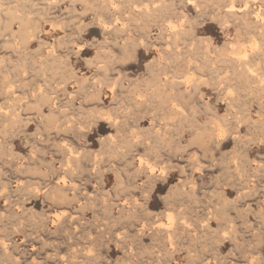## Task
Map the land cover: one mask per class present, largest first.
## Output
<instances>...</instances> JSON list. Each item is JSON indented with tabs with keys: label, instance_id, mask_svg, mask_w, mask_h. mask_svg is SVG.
<instances>
[{
	"label": "rangeland",
	"instance_id": "obj_1",
	"mask_svg": "<svg viewBox=\"0 0 264 264\" xmlns=\"http://www.w3.org/2000/svg\"><path fill=\"white\" fill-rule=\"evenodd\" d=\"M32 1L34 0L0 1L1 7L6 5L4 8L0 7V73L2 75H0L2 77H0V115L2 118L0 120H3V123L0 121V124L2 123L0 125V245L4 244L2 247L0 246V249L4 247L5 251L0 250V264L12 262L13 264H68L69 262L71 264H123L122 262L124 264H264V40L259 36L255 24L256 14L264 0L249 1L252 13L248 17L242 16L246 0H211V2L210 0H204L205 2L192 0L191 4L189 0H176L175 3L171 0V5L170 0H165L163 5H161V0H107L104 2L98 0L99 3L94 0L95 7L92 0H86L91 2L90 5L85 0H55L56 4L49 0L51 5L46 0H35L36 6L34 2L31 3ZM83 1L85 2L83 3ZM29 2L31 8L27 7ZM181 2L184 6L186 5V9L181 5ZM164 4L168 7H165ZM172 4L176 8H172ZM48 5L52 7L49 10ZM39 6L46 8L49 12H45L41 7L37 11ZM158 6L160 14L157 13V10L153 13L151 10ZM10 7L14 10L13 15L11 13L13 10ZM21 7L27 9L23 10ZM35 7L37 8L32 9ZM146 7L151 8V10L148 8L150 11L148 17H144L147 15L142 13ZM231 7L234 8L233 13L246 20H242L241 17L240 20L237 19L236 17H239L237 15L232 17L231 14L229 16L225 14ZM10 10L12 11L8 12ZM170 10L173 11L172 14ZM139 11L140 13H138ZM152 13L154 17L151 16ZM144 18H146L145 22H143ZM234 18L235 20H231ZM6 20L9 21L8 25ZM134 20L136 22L138 20V22L136 23ZM147 21L151 23L148 24ZM240 21L241 23H239ZM142 22L147 23L148 27L145 25V28ZM235 22L237 23L234 24ZM19 23L22 25L19 26ZM247 23H250V26H245L249 31L247 28L245 30L243 26ZM109 24L112 26L111 28ZM9 25L12 29L7 27ZM164 25H166L165 28L162 27ZM251 28H254L252 30L254 32H251ZM178 30L181 35L175 37L172 33L178 32ZM14 31L18 33L14 34ZM106 31L108 33H105ZM27 32L29 33L28 37ZM170 32L172 33L168 35ZM184 32H186L185 35ZM246 32L249 33L246 35ZM237 33L239 34L237 35ZM19 35H22L21 39L18 38ZM25 36L29 39H25ZM180 38L183 42L180 41ZM22 39L26 40L23 44H28L29 41L31 43L28 46L25 44L27 46L25 47L20 44L24 41ZM241 47L243 48L241 49ZM78 51L80 55H78ZM243 54L246 55L245 58ZM44 55L48 57L45 58ZM226 55L229 57L227 58ZM217 58L219 59L217 60ZM231 58L233 60L235 58L233 64L230 61ZM250 59H254L252 60L253 64ZM43 60L45 62L47 60L48 65L44 66L46 63ZM242 61L248 62V64H244L245 67L242 65L244 69L241 66ZM233 68L240 70L235 71ZM229 69L233 73L230 72V74ZM247 69L251 72L250 77L246 75ZM238 74H242L247 79ZM233 75L238 78L232 79ZM173 76L178 77L183 85L161 83L171 80ZM196 80L197 83H195ZM236 80L240 84H236ZM81 81H85V84ZM190 81L191 83H189ZM155 82H160V84H155ZM228 82L233 84L230 85ZM214 83L218 85L216 86ZM247 83H250L251 86ZM191 84L194 86L190 87ZM196 87L200 91L196 90ZM223 88H227V91ZM188 89H191L189 93ZM217 89H220V93ZM223 91H225L224 95ZM81 92L84 94H80ZM97 92L102 94L98 96ZM40 93L48 98L44 99ZM156 94L157 96H155ZM201 94L203 95L201 96ZM153 96L154 101H152ZM219 96L227 98L223 97L224 100ZM15 98L16 101L18 100L17 104ZM231 98L233 99L231 100ZM138 99H143V104ZM146 99L152 103H147ZM144 100L145 102H143ZM175 100L181 103L178 104ZM48 101H51L52 104L51 102L49 104ZM166 101L169 103L168 110ZM256 101H260L258 105ZM230 102H234L232 103L234 106ZM33 104L35 105L33 106ZM151 104H154V107ZM163 104L166 105V109ZM159 105L163 109L157 107ZM173 105L179 106V109L175 108L179 112L183 111L174 112L171 109ZM146 106L148 107L146 108ZM41 111L42 113H40ZM61 112L62 114H60ZM15 113L20 114L17 117ZM226 113L230 115L227 116ZM4 115L5 118H3ZM41 115L46 118V120L43 119V124ZM100 117L101 121L97 120ZM121 119H124V122ZM110 120L112 125L108 123ZM242 120L244 125H241ZM47 121H52L54 125ZM62 122L65 125L60 126ZM171 122H173V127ZM229 123L230 126L234 124V127L231 126V128ZM249 123L250 125L253 123V125L250 127ZM47 124H50L51 127ZM116 124H119V127ZM45 125L46 128L49 127L48 131L45 130ZM235 126L237 127L235 128ZM245 126L249 128L246 130ZM255 127L261 128V130ZM154 128L156 129L154 130ZM164 129L168 131L166 136ZM249 129L251 131H248ZM114 134L116 136L119 134V136L116 137ZM133 134L135 137L132 136ZM155 134L156 136H154ZM112 135L115 136L113 139H111ZM141 135L140 141L137 137ZM257 136L259 137L257 138ZM104 137L108 141L104 140ZM132 137L136 138L139 145L130 140ZM128 138L130 139L128 140ZM101 139L103 140L101 141ZM217 144L221 146H217ZM143 145L146 147H142ZM141 158H143L142 160L147 159L145 160L147 168L140 167ZM76 161L77 164H75ZM68 165H71L70 169ZM20 167L21 169H19ZM94 167L98 169L95 171ZM151 170L152 172H150ZM156 177L157 180L154 179ZM187 177L193 180L190 178L187 180ZM162 181L163 183H161ZM186 181L187 183H185ZM68 188H71V192ZM181 190L186 193L183 194ZM191 190L195 192L193 193ZM13 191L15 192L13 193ZM55 191L57 195H55ZM64 193L66 195H63ZM58 196L61 197L58 198ZM18 197L19 199H17ZM57 198L61 201L59 202ZM105 199L109 200L107 202L109 204L105 202ZM54 201L55 203H53ZM66 203L69 206H66ZM62 206L63 208H61ZM133 207L137 213L133 211ZM47 209L51 210L50 213ZM128 210L132 212L129 213ZM110 212L113 214L111 215ZM34 213L36 216H33ZM154 215L155 217H153ZM179 218H182L180 219L182 221ZM153 219L156 220V223ZM205 220L208 223H205L207 222ZM174 222L178 227H175ZM148 226L149 229H147ZM207 227L216 232L208 230ZM141 235L143 238L140 237ZM164 242L165 245L167 244L166 247H164ZM177 245L182 247L179 248ZM165 248H169V252H165L167 250ZM170 254L172 258L174 257L171 260ZM129 257H131L130 260Z\"/></svg>",
	"mask_w": 264,
	"mask_h": 264
},
{
	"label": "bare ground",
	"instance_id": "obj_2",
	"mask_svg": "<svg viewBox=\"0 0 264 264\" xmlns=\"http://www.w3.org/2000/svg\"><path fill=\"white\" fill-rule=\"evenodd\" d=\"M0 1H2V0H0ZM34 1H35V0H34ZM34 1H32L31 3H33ZM46 1H49V0H46ZM61 1H62V0H61ZM85 1H86V0H85ZM85 1H83V3H84ZM87 1H88V0H87ZM87 1H86V3H88V4L90 5V3L93 2L94 0H92L90 3L87 2ZM97 1H98V0H97ZM97 1H96V2H97ZM104 1H107V0H103V2H104ZM111 1H112V0H111ZM154 1H155V0H154ZM173 1H174V3L176 2V0H173ZM177 1H178V0H177ZM200 1H201V0H200ZM203 1H204V0H203ZM207 1H208V0H207ZM214 1H215V0H214ZM222 1H223V0H222ZM227 1H228V0H227ZM227 1H226V3H227ZM229 1H231V0H229ZM249 1H250V0H246V1L244 2V4H245V9H243L244 11L242 12V13H243L242 16H244V17H248V16L252 13V12H251L252 9H251V11H250ZM251 1H252V0H251ZM254 1L256 2V0H254ZM254 1H253V2H254ZM259 1H260V0H259ZM261 1H263V0H261ZM3 2H4V1H3ZM5 2H6V0H5ZM8 2H9V1H8ZM23 2H24V1H23ZM27 2H28V1H27ZM40 2H41V1H40ZM50 2H51V1H49V5H51ZM55 2H56V1H55ZM81 2H82V1H81ZM94 2H95V1H94ZM94 2H93V3H94ZM145 2H146V1H145ZM151 2H152V1H151ZM166 2H169V1H166ZM171 2H172V1L170 0V5H171ZM204 2H205V1H204ZM204 2H203V3H204ZM210 2H211V0H210ZM218 2H219V1H218ZM239 2H240V1H239ZM241 2H242V1H241ZM253 2H252V6H253ZM1 3H2V2H1ZM15 3L17 4V2H15ZM24 3L27 5L26 2H24ZM24 3H22V4H24ZM29 3H30V2H29ZM29 3H28V4H29ZM31 3L27 6L28 8H29V7L31 8ZM34 3H35V6H36L37 3H36V2H34ZM43 3H46V2L43 1ZM52 3H53V2H52ZM97 3H99V1H98ZM106 3H107V2H106ZM143 3H144V2H143ZM149 3H150V1H149ZM161 3H162L161 5H163V3H165V0H161ZM181 3H182L181 5H182L183 7L186 6V5H185V6L183 5V2H181ZM216 3H217V2H216ZM231 3H232V2H231ZM242 3H243V2H242ZM2 4H3V3H2ZM12 4H13V3H12ZM53 4H56V3H53ZM53 4H52V5H53ZM100 4H101V2H100ZM100 4H98V5H100ZM114 4H115V3H114ZM134 4H136V3H134ZM144 4H145V3H144ZM150 4H151V3H150ZM177 4H178V2H177ZM188 4H189V3H188ZM190 4H191V3H190ZM194 4H195V3H194ZM200 4H202V3H200ZM258 4H259V3H258ZM258 4H257V5H258ZM14 5H15V4H14ZM14 5H13V6H14ZM20 5H21V4H20ZM26 5H24V6H26ZM45 5H47V4H45ZM45 5H44V6H45ZM49 5L47 6V8L49 7L48 10H49L50 7H51V6H49ZM91 5H92V4H91ZM128 5H129V4H128ZM161 5H160V8L162 7ZM168 5H169V4H168ZM179 5H180V3H179ZM179 5H176V6H179ZM254 5H255V4H254ZM4 6H6V5L4 4L3 7H1V6H0V7H1V8H4ZM7 6H8V4H7ZM10 6H12V5H10ZM44 6H43V7H44ZM53 6H54V5H53ZM95 6H96V5H95V3H94V7H95ZM103 6H104V5H102V8H104ZM114 6H115V5H114ZM131 6H132V5H131ZM147 6H148V4H147ZM151 6H152V5H151ZM154 6H155V5H154ZM164 6H165V4H164ZM189 6H190V5H189ZM194 6H195V5H194ZM17 7H18V6H17ZM22 7H23V6H22ZM22 7H21V8H22ZM32 7H33V6H32ZM40 7H41V6H39L38 8L35 7V8H32V9H36V8H37V11H38V9H39ZM100 7H101V6H100ZM125 7H126V6H125ZM125 7H124V8H125ZM143 7H144V6H143ZM165 7H168V6H165ZM173 7H175V6H173V4H172V8H173ZM218 7H219V6H218ZM41 8H42V7H41ZM51 8H52V7H51ZM113 8H114V7H113ZM124 8H123V9H124ZM127 8H128V7H127ZM148 8H150V7H146V9H144L143 12H142V13H144V14L147 15V16H144V17H148V14L150 13V11L148 10ZM158 8H159V6L156 7L154 10H153V9L151 10V8H150V10L153 11V13H154V11H156V10L158 11ZM170 8H171V7H170ZM175 8H176V7H175ZM177 8H179V7H177ZM198 8H199V7H198ZM224 8H225V7H224ZM254 8H255V7H254ZM256 8H257V7H256ZM6 9H7V7H6ZM10 9H12V8L10 7ZM22 9H23V10H26L27 8L25 9V7H24V8H22ZM22 9H21V10H22ZM42 9L45 10V12L48 11V10H46V8H42ZM95 9H96V8H95ZM98 9H99V6H98ZM114 9H115V8H114ZM129 9H130V8H129ZM161 9H162V8H161ZM182 9H184V8H182ZM182 9H181V10H182ZM185 9H186V7H185ZM233 9H234V8L231 7V8L229 9V11H227V13H225V14H228V16H229V14H231L232 17H233L234 15H237L236 13H233ZM8 10H9V9H8ZM12 10H13V9H12ZM12 10H10V11H8V12H11ZM16 10H18V9H16ZM23 10H22V11H23ZM167 10H168V9H167ZM172 10H173V9H172ZM172 10H170L171 14H172V12H173ZM181 10H180V11H181ZM199 10H200V9H199ZM5 11H6V10H5ZM18 11H19V10H18ZM101 11H102V10H101ZM122 11H123V10H122ZM122 11H121V12H122ZM125 11H126V10H125ZM131 11H132V10H131ZM175 11H176V10H175ZM184 11H186V10H184ZM235 11H236V10H235ZM235 11H234V12H235ZM0 12H1V11H0ZM13 12H14V10L11 12L12 15L14 14ZM41 12H43V11L41 10ZM48 12H49V11H48ZM102 12H104V11H102ZM118 12H120V11H118ZM128 12H130V11H128ZM163 12H164V11H163ZM195 12H197V11H195ZM240 12H241V11H240ZM100 13H101V12H100ZM109 13H110V12H109ZM138 13H140V11H139ZM153 13L151 14V16L153 15ZM157 13H159V11H158ZM198 13H199V12H198ZM6 14H7V11H6ZM6 14H5V16H6ZM18 14H20V13H18ZM98 14H99V13H98ZM111 14H112V13H111ZM113 14H114V13H113ZM128 14H129V13H128ZM155 14H156V12H155ZM159 14H160V13H159ZM159 14H158V15H159ZM178 14H179V12H178ZM182 14H183V13H182ZM8 15H9V14H8ZM132 15H134V14H132ZM158 15H157V16H158ZM162 15H163V14H162ZM169 15H170V14H169ZM186 15H188V14H186ZM196 15H197V14H196ZM1 16H2V15H1ZM9 16H10V15H9ZM22 16H23V15H22ZM22 16H21V17H22ZM24 16H25V15H24ZM26 16H27V14H26ZM135 16H136V15H135ZM157 16H155V17L157 18ZM165 16H166V15H165ZM182 16H183V15H182ZM237 16H239V15H237ZM242 16H239V17H236V16H235V17H236L237 19H239V20H240V17H241V19L244 20V18H242ZM10 17H11V16H10ZM15 17H16V16H15ZM128 17H129V16H128ZM130 17H131V16H130ZM130 17H129V18H130ZM132 17H133V16H132ZM141 17H142V16H141ZM153 17H154V15H153ZM161 17H162V16H161ZM184 17H185V15H184ZM186 17H187V16H186ZM254 17H255V16H254ZM3 18H4V17H3ZM16 18H17V17H16ZM134 18H135V17H134ZM137 18H138V17H137ZM149 18H150V17H149ZM151 18H152V17H151ZM187 18H188V17H187ZM230 18H231V16H230ZM230 18H229V19H230ZM10 19H11V18H10ZM10 19H9V21H10ZM13 19H15V18L13 17ZM13 19H12V20H13ZM19 19H21V18H19ZM22 19H23V18H22ZM22 19H21V20H22ZM131 19H132V18H131ZM152 19H153V18H152ZM152 19H151V20H152ZM25 20H26V19H25ZM135 20H136V19H135ZM135 20H134V21H135ZM141 20H142V19H141ZM148 20L150 21V19H148ZM158 20H159V19H158ZM158 20H157V21H158ZM187 20H188V19H187ZM231 20H235V18H234V19H231ZM242 20H241V21H242ZM245 20H246V19H245ZM245 20H244V21H245ZM254 20H255V19H254ZM6 21H7V20H6ZM9 21H7V25L9 24V23H8ZM15 21H16V20H15ZM15 21H14V22H15ZM134 21H132V22H134ZM145 21H146V18L143 19V22H145ZM152 21H153V20H152ZM154 21H156V20H154ZM157 21H156V22H157ZM162 21H163V20H162ZM241 21H240L239 23H241ZM250 21H251V20H250ZM14 22H13V23H14ZM19 22H20V20H19ZM24 22H26V21H24ZM135 22H136V21H135ZM137 22H138V20H137ZM137 22H136V23H137ZM143 22H142V23H143ZM158 22L161 23L160 21H158ZM187 22H188V21H187ZM191 22H192V20H191ZM227 22H228V20H227ZM227 22H226V23H227ZM230 22H231V21H230ZM11 23H12V21H11ZM11 23H10V24H11ZM147 23L149 24V23H151V22H148V21H147ZM147 23H146V24L143 23L144 27H145V25L147 26ZM153 23H155V22H153ZM159 23H158V24H159ZM188 23H189V22H188ZM236 23H237V22H235L234 24H236ZM243 23H244V22H243ZM2 24H3V22H2ZM100 24H101V23H100ZM106 24H107V23H106ZM223 24L225 25V22H224ZM229 24H230V23H229ZM231 24H232V23H231ZM247 24H249V25H247ZM247 24H245V25L243 24L245 30H246V28H247V27H245V26H250V23H247ZM255 24H256V28L258 29L257 31H258L259 36L264 40V1L261 3L260 9L258 10V12H257V14H256V22H255ZM255 24H253V25L255 26ZM20 25H22V24L19 23V26H20ZM23 25H24V24H23ZM116 25H117V23H116ZM161 25H163V24H161ZM161 25H158V26L161 27ZM166 25H167V24H166ZM166 25H164V26H162V27L165 28ZM188 25H189V24H188ZM237 25H242V24H237ZM24 26H25V25H24ZM99 26H100V25H99ZM109 26H110V28L112 27L110 24H109ZM184 26H185V25H184ZM243 26H242V27H243ZM7 27H10V25L7 26ZM21 27H22V26H21ZM106 27H107V26H106ZM114 27H115V25H114ZM114 27H113V28H114ZM147 27H148V26H147ZM168 27H169V25H168ZM168 27H167V28H168ZM181 27H182V26H181ZM186 27H188V26H186ZM192 27H193V26H192ZM225 27H226V26H225ZM240 27H241V26H240ZM240 27H239V28H240ZM10 28L12 29V27H10ZM10 28H9V29L7 28V30H10ZM23 28H24V27H23ZM37 28H38V27H37ZM113 28H112V29H113ZM120 28H121V27H120ZM145 28H146V27H145ZM157 28H158V27H157ZM164 28H163V29H164ZM170 28H171V27H170ZM170 28H169V29H170ZM188 28H189V27H188ZM228 28H229V27H228ZM239 28H238V30H239ZM21 29H22V28H21ZM35 29H36V28H35ZM106 29H108V28H106ZM121 29H122V28H121ZM235 29H236V27H235ZM242 29H243V28H242ZM253 29H254V28H253ZM253 29L251 28V32H254V31H252ZM5 30H6V29H5ZM24 30H25V29H24ZM27 30H28V29H27ZM113 30H115V29H113ZM116 30H117V28H116ZM161 30H162V29H161ZM165 30H166V29H165ZM165 30H164V31H165ZM171 30H173V29H171ZM247 30H248V28H247ZM3 31H4V29H3ZM102 31H103V30H102ZM109 31H110V30H109ZM111 31H112V30H111ZM111 31H110V32H111ZM166 31H168V30H166ZM166 31H165V32H166ZM183 31H184V30H183ZM185 31H186V30H185ZM227 31H228V30H227ZM241 31H242V30H241ZM248 31H249V30H248ZM10 32H11V31H10ZM19 32H20V28H19ZM23 32H24V31H23ZM110 32H109V33H110ZM186 32H187V31H186ZM186 32H184L183 34L185 35ZM229 32H230V31H229ZM16 33H18V32H16ZM16 33H15V31H14V34H16ZM32 33H33V32H32ZM103 33H104V32H103ZM105 33H108V32L106 31ZM148 33H149V32H148ZM171 33H172V32H170L168 35H170ZM189 33H190V31H189ZM189 33H188V34H189ZM247 33H249V32H246V35H247ZM14 34H13V36H14ZM19 34H20V33H19ZM21 34H22V32H21ZM28 34H29V33L27 32V37H28ZM164 34H166V33H164ZM164 34H163V35H164ZM172 34H173L175 37L181 35V33L179 32V30H178V32H174V33H172ZM238 34H239V33H237V35H238ZM252 34H253V33H252ZM24 35H25V34H24ZM24 35H23V36H24ZM34 35H35V34H34ZM47 35H48V34H47ZM184 35H182L183 38H184ZM186 35H187V34H186ZM15 36H16V35H15ZM20 36H22V35H19L18 38H19ZM29 36H31V35H29ZM257 36H258V35H257ZM16 37H17V36H16ZM172 37H173V36H172ZM238 37H239V36H238ZM163 38H164V37H163ZM249 38H250V37H249ZM12 39H13V38H12ZM19 39H21V37H20ZM25 39L28 40L29 38H26V36H25ZM25 39H22V40H24V41H23L22 43H20V42H19V43H20V44H23V43L26 41ZM178 39H179V38H178ZM206 39H207V38H206ZM209 39H210V38H209ZM148 40H149V39H148ZM164 40H165V39H164ZM174 40H175V39H174ZM184 40H185V39H184ZM250 40H251V39H250ZM263 40H262V41H263ZM33 41H34V40H33ZM56 41H57V40H56ZM176 41H177V40H176ZM176 41H175V42H176ZM180 41H182L181 38H180ZM207 41H208V40H207ZM256 41H257V40H256ZM27 42H28V41H27ZM182 42H183V41H182ZM5 43H6V42H5ZM30 43H31V42L29 41L28 44H30ZM65 43H67V42H65ZM165 43H166V42H165ZM255 43H256V42H255ZM25 44H26V43H25ZM25 44H23V46L27 47L28 44H26L27 46H26ZM142 44H144V43H142ZM166 44H169V43H166ZM175 44H178V43H175ZM227 44H228V43H227ZM229 44H230V43H229ZM7 45H8V44H7ZM21 46H22V45H21ZM67 46H68V45H67ZM83 46H84V45H83ZM172 46H173V45H172ZM208 46H209V45H208ZM236 46H237V45H236ZM238 46H239V45H238ZM238 46H237V47H238ZM263 46H264V45H263ZM76 47H77V46H76ZM123 47H124V46H123ZM139 47H140V46H139ZM237 47H236V48H237ZM255 47H256V46H255ZM65 48H66V47H65ZM69 48H70V47H69ZM231 48H233V47L231 46ZM242 48H243V47H241V49H242ZM17 49H18V48H17ZM225 49H226V48H225ZM241 49H240V50H241ZM255 49H256V48H255ZM81 50H82V49H81ZM222 50H223V49H222ZM226 50H229V49H226ZM236 50H237V49H236ZM244 50H245V49H244ZM224 51H225V50H224ZM252 51H253V49H252ZM18 52H19V51H18ZM31 52H32V51H31ZM167 52H169V51H167ZM213 52H214V51H213ZM213 52H212V53H213ZM220 52H221V51H220ZM220 52H219V53H220ZM238 52H239V51H238ZM243 52H244V51H243ZM260 52H261V51H260ZM78 53H79V51H78ZM177 53H178V52H177ZM177 53H175V54H177ZM217 53H218V52H217ZM221 53H222V52H221ZM252 53H253V52H252ZM47 54H48V53H47ZM173 54H174V52H173ZM178 54H179V53H178ZM226 54H227V53H226ZM78 55H80V53H79ZM166 55H167V54H166ZM169 55H170V53H169ZM213 55H214V54H213ZM221 55L223 56V54H221ZM224 55H225V54H224ZM237 55H238V54H237ZM239 55H240V54H239ZM243 55H244V54H243ZM37 56H38V55H37ZM44 56H45V55H44ZM50 56H51V55H50ZM219 56H220V54H219ZM219 56H218V57H219ZM226 56H227V58H228V57L230 56V54H229V56H228V55H226ZM253 56H254V55H253ZM258 56H259V54H258ZM260 56H261V55H260ZM262 56H263V55H262ZM46 57H48V56L46 55L45 58H46ZM52 57H53V56H52ZM52 57H51V59H52ZM76 57H77V56H76ZM167 57H168V56H167ZM167 57H163V58H167ZM234 57H235V56H234ZM241 57H243V56H241ZM245 57H246V55H244V58H245ZM59 58H60V57H59ZM61 58H62V57H61ZM159 58H160V57H159ZM238 58H240V57H238ZM251 58H253V57H251ZM161 59H162V58H161ZM218 59H219V58H217V60H218ZM220 59H221V58H220ZM223 59H224V58H223ZM240 59H241V58H240ZM258 59H259V58H258ZM159 60H160V59H159ZM159 60H158V61H159ZM164 60H165V59H164ZM164 60H163V61H164ZM234 60H235V58H234ZM234 60L231 58V59H230L231 63L234 62ZM242 60H243V59H242ZM244 60H245V59H244ZM250 60H251V59H250ZM252 60H254V59H252ZM252 60H251V61H252ZM259 60H261V59H259ZM43 61H44V60H43ZM43 61H42V62H43ZM53 61H54V59H53ZM59 61H61V60H59ZM161 61H162V60H161ZM166 61H167V59H166ZM222 61H223V60H222ZM237 61H238V60H237ZM255 61H256V60H255ZM44 62H45V61H44ZM46 62H47V60H46ZM46 62H45V63H46ZM55 62H56V60H55ZM159 62H160V61H159ZM164 62H165V61H164ZM209 62H210V60H209ZM212 62H213V60H212ZM218 63H220V62H218ZM231 63H230V64H231ZM161 64H162V63H161ZM208 64H209V63H208ZM213 64H214V63H213ZM223 64H225V63H223ZM232 64H233V63H232ZM236 64H237V63H236ZM244 64L246 65V64H248V62H247V61H242V62H241V66H242V65L244 66ZM252 64H253V61H252ZM43 65H44V64H43ZM43 65H42V66H43ZM46 65H48V64L46 63L44 66H46ZM154 65H155V64H154ZM209 65H210V64H209ZM226 65H227V63H226ZM250 65H251V63H250ZM159 66H160V64H159ZM202 66H203V65H202ZM234 66H235V65H234ZM236 66H238V64H237ZM243 66H242V67H243ZM251 66H252V65H251ZM253 66H255V65H253ZM81 67H82V66H81ZM232 67H233V66H232ZM244 67H245V66H244ZM244 67H243V69H244ZM94 68H95V66H94ZM236 68H237V67H236ZM238 68H239V67H238ZM257 68H258V67H257ZM100 69H101V68H100ZM233 69L235 70V68H233ZM233 69H232V70H233ZM245 69H246V68H245ZM255 69H256V68H255ZM258 69H259V68H258ZM230 70H231V69H229V73H230V72L233 73V71H230ZM237 70H240V69H237ZM237 70H235V71H237ZM250 70H251V69H250ZM103 71H104V70H103ZM235 71H234V74H236ZM244 71H245V70H244ZM251 71H253V70H251ZM99 72H100V71H99ZM260 72H261V71H260ZM74 73H75V72H74ZM74 73H73V74H74ZM70 74H71V73H70ZM230 74H231V73H230ZM250 74H251V72L247 69V70H246V75H248V76L250 77ZM255 74H256V73H255ZM0 75H1V73H0ZM95 75H96V74H95ZM238 75H239L240 77L242 76V74H238ZM246 75H245V76H246ZM1 76H2V75H1ZM1 76H0V77H1ZM229 76H230V75H229ZM234 76H235V75H233L232 79L236 78L237 74H236L235 77H234ZM256 76H257V75H256ZM261 76H262V74H261ZM261 76H260V77H261ZM75 77H76V76H75ZM89 77H90V76H89ZM242 77H243V76H242ZM252 77H253V76H252ZM1 78H2V77H1ZM71 78H72V77H71ZM171 78H172L171 80L162 81L161 83H164V85H183V84L178 80V79H179L178 77L173 76V77H171ZM228 78H229V81H230V80H231L230 77H228ZM237 78H238V77H237ZM237 78H236V79H237ZM243 78H245V77H243ZM243 78H240V79L243 80ZM253 78L256 80L255 77H253ZM253 78H252V80H253ZM261 78H262V77H261ZM88 79H89V78H88ZM182 79H183V78H182ZM224 79H225V78H224ZM224 79H223V80H224ZM240 79H239V81H240ZM245 79H247V78H245ZM250 79H251V78H250ZM177 80H178L179 82H178ZM226 80H227V78H226ZM252 80H251V81H252ZM82 81H83V80H82ZM82 81H81V83H84V82H85V81H84V82H82ZM157 81H158V80H157ZM224 81H225V80H224ZM237 81H238V80L235 81L236 84L238 83ZM251 81H249V82H251ZM185 82H187V81H185ZM193 82H194V81H193ZM220 82H221V81H220ZM220 82H219V83H220ZM222 82H223V81H222ZM222 82H221V83H222ZM231 82H232V80H231ZM244 82H245V81H244ZM244 82H243V83H244ZM157 83L160 84V82H155V84H157ZM189 83H191V81H190ZM195 83H197V80H196ZM200 83H201V82H200ZM202 83H204V82H202ZM228 83H229V82H228ZM245 83H246V82H245ZM245 83H244V85H245ZM251 83H253V82H251ZM254 83H255V81H254ZM84 84H85V83H84ZM214 84L216 85V83H214ZM229 84L231 85V84H233V83H229ZM229 84H228V86H229ZM236 84H235V85H236ZM238 84H240V82H239ZM241 84H242V81H241ZM247 84H248V83H247ZM247 84H246V85H247ZM258 84H259V83H258ZM153 85H154V84H153ZM185 85H186V84H185ZM195 85H196V84H195ZM217 85H218V84H217ZM217 85H216V86H217ZM248 85H250V83H249ZM248 85H247V88H248ZM92 86H93V85H92ZM156 86H157V85H156ZM160 86H161V85H160ZM193 86H194V85H193ZM193 86H192V84L190 85V87H193ZM201 86H202V85H201ZM211 86H212V85H211ZM216 86H215V87H216ZM237 86H238V85H237ZM250 86H251V85H250ZM250 86H249V87H250ZM259 86H260V85H259ZM2 87H3V86H2ZM154 87H155V86H154ZM162 87H163V86H162ZM165 87H166V86H165ZM180 87H181V86H180ZM190 87H189V88H190ZM197 87H198V86H197ZM197 87L195 88L196 90L198 89ZM212 87H214V86H212ZM230 87H231V86H230ZM238 87H239V86H238ZM261 87H262V86H261ZM92 88L94 89V87H92ZM101 88H102V87H101ZM101 88H100V89H101ZM150 88H151V87H150ZM219 88H220V87H219ZM231 88H232V87H231ZM242 88H243V87H242ZM245 88H246V87H245ZM245 88H244V90H245ZM96 89H97V88H96ZM146 89H147V88H146ZM154 89H155V88H154ZM160 89H161V88H160ZM172 89H173V88H172ZM174 89H175V87H174ZM210 89H211V88H210ZM212 89H213V88H212ZM224 89H226V91H227V88H223V90H224ZM233 89H234V88H233ZM261 89H262V88H261ZM78 90H79V89H78ZM82 90H83V89H82ZM150 90H151V89H150ZM155 90H156V89H155ZM155 90H154V92H155ZM158 90H159V89H158ZM165 90H166V89H165ZM168 90H169V89H168ZM170 90H171V89H170ZM179 90H180V89H179ZM190 90H191V89H190ZM190 90L188 89V93H189ZM198 90H199V89H198ZM215 90H216V89H215ZM217 90H218V89H217ZM219 90H220V89H219ZM219 90H218V92H219ZM238 90H240V89H238ZM244 90H242V92L245 93ZM247 90H249V89H247ZM250 90H251V89H250ZM2 91H3V89H2ZM79 91H80V90H79ZM79 91H78V92H79ZM146 91H147V90H146ZM156 91H157V90H156ZM159 91H160V90H159ZM174 91H175V90H174ZM184 91H186V90H184ZM199 91H200V90H199ZM211 91H212V90H211ZM232 91H233V90H232ZM234 91H235V90H234ZM257 91H259V90L257 89ZM40 92H42V91H40ZM55 92H56V91H55ZM85 92H86V91H85ZM147 92H148V91H147ZM151 92H152V90H151ZM157 92H158V91H157ZM179 92H181V91H179ZM215 92H216V91H215ZM224 92H225V91H223V95H224ZM263 92H264V90H263ZM0 93H1V92H0ZM11 93H12V92H11ZM11 93H10V94H11ZM42 93H43V92H42ZM97 93H98V96H99V94H102V93H99V92H97ZM165 93L167 94L168 92L165 91ZM172 93H173V92H172ZM199 93H200V92H199ZM219 93H220V92H219ZM257 93H258V92H257ZM38 94H39V92H38ZM40 94H41V93H40ZM52 94H53V93H52ZM80 94H84V93L81 92ZM140 94H141V93H140ZM140 94H139V95H140ZM149 94H150V93H149ZM159 94H161V93H159ZM173 94H174V93H173ZM178 94H179V93H178ZM193 94H195V93H193ZM196 94H197V93H196ZM6 95H7V94H6ZM41 95H42V94H41ZM78 95H79V94H78ZM91 95H94V94H91ZM143 95H144V94H143ZM146 95L148 96V93H147ZM161 95H163V94H161ZM167 95H168V94H167ZM169 95H170V94H169ZM169 95H168V96H169ZM182 95H183V94H182ZM189 95H190V94H189ZM189 95H188V96H189ZM202 95H203V94H201V96H202ZM220 95H221V94H220ZM144 96H145V95H144ZM147 96H146V97H147ZM155 96H157V94H156ZM174 96H175V95H174ZM179 96H180V94H179ZM179 96H178V97H179ZM190 96L192 97V95H190ZM194 96H195V95H194ZM221 96H222V95H221ZM40 97H41V96H40ZM42 97H43L44 99H45V98H46V99L48 98V97H44V95H42ZM49 97H50V96H49ZM146 97H144V98H146ZM151 97H152V96H151ZM151 97H150V98H151ZM158 97H159V96H158ZM164 97H165V95H164ZM170 97H171V95H170ZM170 97H169V99H170ZM223 97H224V96H223ZM223 97L220 98V96H219L220 99H224V98H225V97H224V98H223ZM16 98H17V97H16ZM16 98H15V102H16V104H17V101H18V100L16 101ZM30 98H31V97H30ZM33 98H34V96H33ZM82 98H83V95H82ZM156 98H157V97H156ZM161 98H162V96H161ZM167 98H168V97H167ZM201 98H202V97H201ZM201 98H200V101H201ZM204 98H205V97H204ZM226 98H227V97H226ZM226 98H225V99H226ZM254 98H255V97H254ZM259 98H261V97H259ZM5 99H6V98H5ZM9 99H10V98H9ZM77 99H78V98H77ZM136 99H137V98H136ZM163 99H164V98H163ZM163 99H161V100H163ZM172 99H174V98H172ZM177 99H178V98H177ZM225 99H224V100H225ZM232 99H233V98H231V100H232ZM11 100H12V99H11ZM34 100H35V99H34ZM39 100H40V99H39ZM42 100H43V99H42ZM52 100H53V99H52ZM55 100H56V99H55ZM138 100H139V99H138ZM138 100H137V101H138ZM142 100H143V99H142ZM142 100H139V101H141V102H140L141 104H143V103H142ZM150 100H152V99H150ZM156 100H157V99H156ZM236 100H237V99H236ZM255 100H256V99H255ZM259 100H260V99H259ZM32 101H33V100H32ZM146 101H147V99H146ZM152 101H154V96H153V100H152ZM175 101H176V100H175ZM229 101H230V99H229ZM261 101H262V100H261ZM2 102H3V101H2ZM13 102H14V100H13ZM38 102H39V101H38ZM46 102H47V101H46ZM48 102H49V104H50L51 101H48ZM55 102H56V101H55ZM143 102H145V100H144ZM158 102H159V101H158ZM172 102H173V101H172ZM172 102H171V103H172ZM176 102L178 103V101H176ZM224 102H225V101H224ZM234 102H235V99H234ZM234 102H232V103H234ZM256 102H257V105H258V103H259L260 101H256ZM9 103H10V102H9ZM24 103H25V102H24ZM36 103H37V102H36ZM39 103H40V102H39ZM43 103H44V102H43ZM53 103H54V102H53ZM57 103H58V102H57ZM147 103H152V102H148V101H147ZM147 103H145V104H147ZM153 103H154V102H153ZM162 103H163V102H162ZM164 103H165V102H164ZM166 103H167V101H166ZM180 103H181V102H179L178 104H180ZM230 103H231V102H230ZM232 103H231V104H232ZM4 104H5V103H4ZM45 104H46V103H45ZM51 104H52V102H51ZM141 104H140V106H141ZM168 104H169V103L166 104L167 106H166L165 104H163L164 107H165V106L167 107V110L169 109V108H168ZM225 104H227V103H225ZM260 104H261V103H260ZM260 104H259V105H260ZM34 105H35V104H33V106H34ZM36 105H37V104H36ZM43 105H44V104H43ZM53 105H55V104H53ZM153 105H154V104H153ZM153 105L151 104V106H153ZM156 105H157V104H156ZM160 105H161V104H160ZM160 105L157 106V107H160V109H163V108H162L163 106L161 105V106H162V107H161ZM171 105H172V104H171ZM232 105H233V104H232ZM5 106H6V105H5ZM13 106H16V105H13ZM169 106H170V105H169ZM203 106H204V105H203ZM228 106H229V105H228ZM233 106H234V105H233ZM261 106L263 107V105H261ZM49 107H50V106H49ZM52 107H53V106H52ZM59 107H60V106H59ZM63 107H64V106H63ZM136 107H137V106H136ZM138 107H139V106H138ZM138 107H137V108H138ZM147 107H148V106H146V108H147ZM153 107H154V106H153ZM166 107H165L164 109H166ZM204 107H205V106H204ZM257 107H258V106H257ZM5 108H6V107H5ZM11 108H12V107H11ZM56 108H57V106H56ZM139 108H140V107H139ZM142 108H143V107H142ZM175 108H178V109H179V106H178V105H173V106H171V109H172L174 112H176V113H180V112L183 111V110H182L183 108L181 109L182 111H180V112H179L178 109H175ZM180 108H181V107H180ZM35 109H36V106H35ZM50 109H52V108H50ZM62 109H63L62 111H64V108H62ZM171 109H170V110H171ZM206 109H207V108H206ZM261 109H263V108H261ZM13 110H14V108L12 109V111H13ZM39 110H41V108H39ZM48 110H49V109H48ZM170 110H169V112L171 113ZM4 111H5V110H4ZM9 111H10V110H9ZM36 111H38V109H36ZM229 111H230V109H229ZM261 111H262V110H261ZM263 111H264V110H263ZM263 111H262V112H263ZM0 112H1V110H0ZM5 112H6V111H5ZM15 112H16V111H15ZM8 113H9V112H8ZM37 113H38V112H37ZM40 113H42V111H41ZM162 113H163V112H162ZM259 113H260V111H259ZM12 114H13V113H12ZM15 114H16V113H15ZM15 114H14V115H15ZM19 114H20V113H19ZM19 114H18V115H19ZM60 114H62V112H61ZM166 114H167V113H166ZM172 114H174V113H172ZM226 114H227V116H228L229 113H226ZM249 114H250V113H249ZM261 114H262V113H261ZM263 114H264V113H263ZM18 115L16 114L17 117H18ZM49 115H50V114H49ZM53 115H54V114H53ZM56 115H57V114H56ZM162 115H163V114H162ZM229 115H230V114H229ZM21 116H22V115H21ZM36 116H37V114H36ZM168 116H170V115H168ZM244 116L246 117V115H244ZM248 116H249V115H248ZM248 116H247V117H248ZM5 117H6V116L4 115L3 118H5ZM10 117H11V116H10ZM10 117H9V118H10ZM13 117H14V116H13ZM40 117H42V115H41ZM53 117H54V116H53ZM178 117H179V115H178ZM182 117H183V116H182ZM182 117H180V118H182ZM184 117H185V116H184ZM245 117H244V120H245ZM11 118H12V117H11ZM11 118H10V120H11ZM21 118H23V117H21ZM21 118H20V119H21ZM44 118H45V117H42V118H41V119H42L41 123L44 122V121H43ZM48 118H50V117H48ZM51 118H52V116H51ZM102 118H103V117H102ZM224 118H225V116H224ZM229 118H230V117H229ZM263 118H264V117H263ZM0 119H2V118H1V115H0ZM7 119H8V118H7ZM103 119H104V118H103ZM103 119H102V120H103ZM235 119H236V118H235ZM235 119H234V120H235ZM237 119H238V118H237ZM250 119H251V118H250ZM260 119H261V118H260ZM13 120H14V119H13ZM23 120H25V119H23ZM23 120H21V122H22ZM31 120H32V119H31ZM45 120H46V118H45ZM97 120L101 121V117H100V119H97ZM114 120H115V119H114ZM118 120H119V119H118ZM118 120H117V121H118ZM121 120H122V119H121ZM123 120H124V119H123ZM123 120H122V121H123ZM178 120H179V118H178ZM223 120H225V119H223ZM223 120H222V121H223ZM228 120H231V119H228ZM228 120H227V121H228ZM0 121H1V120H0ZM2 121H3V120H2ZM2 121H1V122H2ZM119 121H120V120H119ZM163 121H164V120H163ZM180 121H181V120H180ZM180 121H179V122H180ZM184 121H185V120H184ZM220 121H221V120H220ZM225 121H226V120H225ZM252 121H253V120H252ZM252 121H251V122H252ZM261 121H262V120H261ZM5 122H7V120H5ZM11 122H12V121H11ZM11 122H10V123H11ZM47 122H48V121H47ZM70 122H71V121H70ZM115 122H116V121H115ZM123 122H124V121H123ZM173 122H174V120H173ZM173 122H171V125L173 124ZM182 122H183V121H182ZM256 122H257V121H256ZM256 122H255V123H256ZM259 122H260V121H259ZM2 123H3V122H2ZM2 123H1V124H2ZM19 123H20V122H19ZM19 123H18V124H19ZM22 123H23V122H22ZM48 123H50V124L52 123V124L54 125V123H53L52 121H51V122L49 121ZM64 123H65V122H64ZM108 123H111V125H112V121H111V120H110V122L108 121ZM117 123H118V122H117ZM125 123H126V122H125ZM164 123H165V122H164ZM164 123H163V124H164ZM233 123H234V122H233ZM233 123H232V124H233ZM239 123H240V122H239ZM242 123H243V120H242ZM242 123H241V125H244V123H243V124H242ZM260 123H261V122H260ZM1 124H0V125H1ZM13 124H14V123H13ZM26 124H27V123H26ZM26 124H25V126H26ZM42 124H43V123H42ZM45 124H46V123H45ZM50 124H49V125H50ZM62 124H63V122L61 123V125H60V124H59V125L62 126ZM77 124H78V123H77ZM80 124H81V123H80ZM113 124H114V123H113ZM123 124H124V123H123ZM166 124H167V123H166ZM166 124H165V125H166ZM236 124H237V122H236ZM247 124H248V123H247ZM247 124H246V126H247ZM258 124H259V123H258ZM261 124H262V123H261ZM21 125H22V124H21ZM47 125H48V124H47ZM49 125H48V126H49ZM59 125H58V128L60 127ZM63 125H65V124H63ZM78 125H79V124H78ZM111 125H110V126H111ZM116 125H117V124H116ZM118 125H119V124H118ZM118 125H117V126H118ZM120 125H121V124H120ZM125 125H126V124H125ZM215 125H216V124H215ZM233 125H234V124H233ZM233 125H231V126H233ZM249 125H250V123H249ZM251 125H253V123H252ZM251 125H250V127H251ZM256 125H257V124H256ZM263 125H264V124H263ZM56 126H57V125H56ZM71 126H72V125H71ZM122 126H123V125H122ZM155 126H156V125H155ZM163 126H164V125H163ZM208 126H209V125H208ZM208 126H207V127H208ZM229 126H230V123H229ZM231 126H230V127H231ZM246 126H245V127H246ZM257 126L260 127V125H257ZM44 127L46 128V125H45ZM44 127H43V128H44ZM49 127H51V125H50ZM49 127H47L46 129L44 128V129H45L46 131H48V130H49V129H48ZM68 127H69V126H68ZM74 127H75V126H74ZM79 127H80V126H79ZM111 127L113 128V126H111ZM114 127L116 128L115 125H114ZM118 127H119V126H118ZM153 127H154V126H153ZM153 127H152V128H153ZM160 127H161V126H160ZM172 127H173V125H172ZM220 127H221V126H220ZM233 127H234V126H233ZM236 127H237V126H235V128H236ZM242 127H243V126H242ZM252 127H254V126H252ZM263 127H264V126H263ZM54 128H55V127H54ZM83 128H84V127H83ZM87 128H88V127H87ZM112 128H111V129H112ZM152 128H151V129H152ZM165 128H166V127H165ZM213 128H214V127H213ZM231 128H232V127H231ZM235 128H234V129H235ZM239 128H240V126H239ZM248 128H249V127H248ZM248 128L246 127V130H247ZM255 128H257V127H255ZM47 129H48V130H47ZM63 129H64V128H63ZM65 129H66V127H65ZM72 129H73V128H72ZM72 129H70V130H72ZM80 129H81V128H80ZM80 129H79V130H80ZM117 129H118V128H117ZM155 129H156V128H154V130H155ZM167 129H168V128H167ZM206 129H207V128H206ZM227 129H229V128H227ZM250 129H251V128H250ZM250 129H249L248 131H251V130H252V129H251V130H250ZM257 129H259V128H257ZM257 129H256V130H257ZM45 130H44V131H45ZM50 130H52V129H50ZM66 130H67V129H66ZM145 130H146V129H145ZM145 130H144V131H145ZM148 130H149V129H148ZM159 130H160V129H159ZM164 130H165V129H164ZM208 130H209V129H208ZM213 130H214V129H213ZM232 130H233V129H232ZM259 130H261V128H260ZM259 130H258V131H259ZM73 131H74V129H73ZM83 131H84V130H83ZM83 131H81V132H83ZM146 131H147V130H146ZM149 131H150V130H149ZM219 131H220V130H219ZM60 132H61V131H60ZM81 132H80V135H81ZM154 132L156 133V131H154ZM157 132H158V131H157ZM167 132H168V131L165 130V132H164V133H165V136L168 135ZM223 132H224V131H223ZM232 132H233V131H232ZM256 132H257V131H256ZM62 133H64V132H62ZM83 133H84V132H83ZM89 133H90V132H89ZM159 133H160V132H159ZM159 133H158V134H159ZM207 133H209V132H207ZM211 133H214V132H211ZM226 133H227V132H226ZM229 133H230V132H229ZM259 133H260V132H259ZM78 134H79V133H78ZM140 134H141V133H140ZM147 134H149V133L147 132ZM150 134H151V133H150ZM156 134H157V133H156ZM156 134H155L154 136H156ZM162 134H163V133H162ZM231 134H232V133H231ZM236 134H237V133H236ZM260 134H261V133H260ZM83 135H85V133H84ZM109 135H110V134H109ZM114 135H115V134H114ZM114 135H112V138H111V137H110V138L113 139V136H114ZM152 135H153V134H152ZM163 135H164V134H163ZM163 135H162V136H163ZM210 135H211V134H210ZM238 135H239V134H238ZM240 135H241V134H240ZM257 135H258V134H257ZM261 135H263V134H261ZM49 136H50V133H49ZM78 136H79V135H78ZM115 136H116V135H115ZM115 136H114V137H115ZM118 136H119V134H118L116 137H118ZM132 136L135 137L134 134H133ZM158 136H159V135H158ZM197 136H198V135H197ZM208 136H209V135H208ZM133 137H132V139L128 138V140H129V139H130V140H133V141H135V142L138 143L137 145H139V142L135 140L136 138L133 139ZM136 137H137V136H136ZM141 137H142V135H141L140 137H137V138H138V139H139V138L142 139ZM151 137H152V136H151ZM199 137H200V136H199ZM201 137H202V136H201ZM227 137H229V136H227ZM227 137H226V138H227ZM242 137H243V136H242ZM258 137H259V136H257V138H258ZM3 138H4V137H3ZM110 138H109V139H110ZM122 138L125 139V137H123V136H122ZM144 138H145V137H144ZM164 138H165V137H164ZM244 138H245V136H244ZM257 138H256V139H257ZM103 139H104V140H107V138L105 139V137H104ZM103 139H101V141H102ZM140 139H139V140H140ZM157 139H158V138H157ZM162 139H163V138H162ZM210 139H211V138H210ZM227 139H228V138H227ZM227 139H226V140H227ZM237 139H238V138H237ZM180 140H181V139H180ZM213 140H214V139H213ZM219 140H220V138H219ZM233 140H234V139H233ZM263 140H264V139H263ZM0 141H1V140H0ZM107 141H108V140H107ZM133 141H132V142H133ZM140 141H141V140H140ZM158 141H159V140H158ZM220 141H221V140H220ZM235 141H236V139H235ZM253 141H254V140H253ZM66 142H67V141H66ZM207 142H208V141H207ZM209 142H210V141H209ZM209 142H208V143H209ZM221 142H222V141H221ZM237 142H238V141H237ZM251 142H252V141H251ZM258 142H259V141H258ZM102 143H103V142H102ZM112 143H114V142H112ZM133 143H134V142H133ZM140 143H141V142H140ZM217 143H218V142H217ZM222 143H223V142H222ZM235 143H236V142H235ZM239 143H240V142H239ZM262 143H263V142H262ZM106 144H107V143H106ZM110 144H111V142H110ZM128 144H129V142H128ZM130 144H131V143H130ZM146 144H148V143H146ZM236 144H237V143H236ZM253 144H254V142H253ZM0 145H1V144H0ZM62 145H63V144H62ZM114 145H115V144H114ZM149 145H150V144H149ZM218 145H220V144H217V146H218ZM4 146H5V144H4ZM115 146H116V145H115ZM133 146H134V144H133ZM135 146H136V145H135ZM147 146H148V145H147ZM220 146H221V145H220ZM220 146H219V148H220ZM66 147H67V145H66ZM108 147H109V146H108ZM130 147H131V146L129 145V148H130ZM142 147L145 148L146 146L143 145ZM142 147H140V148H142ZM214 147H215V146H214ZM1 148H2V147H1ZM68 148H69V147H68ZM144 148H143V149H144ZM217 148H218V147H217ZM221 148H222V147H221ZM69 149H70V148H69ZM3 150H5V149H3ZM71 150H73V149H71ZM74 150H75V149H74ZM144 150H145V149H144ZM60 151H61V150H60ZM69 151H70V150H69ZM142 151H143V150H142ZM11 152H12V151H11ZM61 152H62V151H61ZM4 153H5V152H4ZM73 153H74V151H73ZM76 153H77V152H76ZM18 154H19V153H18ZM63 154H65V153H63ZM6 155H7V154H6ZM6 155H5V156H6ZM8 155H9V154H8ZM68 155L70 156V154H68ZM72 155H73V154H72ZM5 156H4V157H5ZM10 156H11V155H10ZM12 156H14V155H12ZM78 156H79V155H78ZM19 157H20V156H19ZM11 158H12V157H11ZM65 158H66V157H65ZM67 158H68V157H67ZM71 158H73V157H71ZM71 158H70V159H71ZM133 158H134V157H133ZM138 158H139V157H138ZM13 159H14V157H13ZM24 159H25V158H24ZM142 159H143V158H141V160H142ZM14 160H15V159H14ZM72 160H73V159H72ZM138 160L141 161L140 159H138ZM145 160H147V159H144V160H142V161L140 162V167H143V166L146 167V168L148 167V166L145 165ZM68 161H69V158H68ZM70 161H71V160H70ZM148 161H149V160H148ZM21 162H22V161H21ZM54 162H55V161H54ZM65 162H66V161H65ZM142 162H143V163H142ZM149 162H150V161H149ZM18 163H19V161H18ZM18 163H17V164H18ZM29 163H30V162H29ZM29 163H28V164H29ZM38 163H40V162H38ZM63 163H64V162H63ZM71 163H73V162H71ZM31 164H32V163H31ZM61 164H62V163H61ZM67 164H68V163H67ZM75 164H77V161L75 162ZM75 164H74V165H75ZM91 164H92V163H91ZM96 164H97V163H96ZM23 165H24V164H23ZM32 165H33V164H32ZM42 165H43V164H42ZM49 165H51V164H49ZM52 165H53V164H52ZM64 165H65V164H64ZM79 165H80V164H79ZM147 165H148V163H147ZM18 166H20V165H18ZM40 166H41V164H40ZM61 166H62V165H61ZM61 166H60V167H61ZM66 166H67V165H66ZM70 166H71V165H68L69 169H70ZM88 166H89V165H88ZM88 166H86V167H88ZM95 166H96V165H95ZM132 166H133V165H132ZM151 166H152V165H151ZM151 166H150V167H151ZM197 166H199V165H197ZM41 167H42V166H41ZM45 167H47V166L45 165ZM49 167H50V166H49ZM63 167H64V166H63ZM97 167H98V166H97ZM172 167H173V166H172ZM172 167H171V168H172ZM202 167H203V166H202ZM50 168H51V167H50ZM74 168H76V167H74ZM77 168H78V166H77ZM77 168H76V169H77ZM94 168H96V167H94ZM133 168H134V167H133ZM151 168H152V167H151ZM151 168H150V169H151ZM171 168H170V169H171ZM193 168H194V167H193ZM199 168H200V167H199ZM19 169H21V167H20ZM52 169H53V168H52ZM69 169H68V170H69ZM72 169H73V168H72ZM97 169H98V168H96L95 171H96ZM173 169H174V168H173ZM24 170H25V169H24ZM49 170H50V169H49ZM145 170H146V172H148L147 169H145ZM145 170H144V171H145ZM152 170H153V168H152ZM152 170H151L150 172H152ZM192 170H193V169H192ZM192 170H191V171H192ZM16 171H17V170H16ZM64 171H65V170H64ZM64 171H63V172H64ZM74 171H76V170H74ZM100 171H101V170H100ZM138 171H139V170H138ZM142 171H143V168H142ZM142 171H141V172H142ZM193 171H194V170H193ZM196 171H197V170H196ZM42 172H43V171H42ZM46 172H47V171H46ZM55 172H57V171H55ZM69 172L71 173V171H69ZM93 172H94V170H93ZM52 173H53V172H52ZM191 173H193V172H191ZM191 173H190V174H191ZM47 174H49V173H47ZM61 174H62V173H61ZM101 174H102V172H101ZM142 174H143V173H142ZM145 174L147 175V173H145ZM149 174H150V173H149ZM154 174H155V173H154ZM156 174H157V173H156ZM194 174H195V173H194ZM18 175H19V174H18ZM53 175H54V173H53ZM57 175H58V173H57ZM57 175H56V176H57ZM102 175H104V174H102ZM102 175H101V176H102ZM136 175H137V174H136ZM138 175H139V174H138ZM159 175H160V174H159ZM16 176H17V175H16ZM63 176H64V175H63ZM149 176H150V175H149ZM164 176H166V175H164ZM14 177H15V176H14ZM45 177H46V176H45ZM61 177H62V176H61ZM68 177H69V176H68ZM195 177H196V176H195ZM16 178H17V177H16ZM16 178H15V179H16ZM56 178H57V177H56ZM148 178H149V177H148ZM162 178H164L163 175H162ZM189 178H190V177H189ZM189 178L187 177V180H188ZM146 179H147V178H146ZM151 179H153V178H151ZM151 179H150V180H151ZM154 179L157 180V177L154 178ZM166 179H167V178H166ZM190 179H191V178H190ZM65 180H66V179H65ZM71 180H72V179H71ZM150 180H149V181H150ZM156 180H155V181H156ZM160 180H163V179H160ZM191 180H193V179H191ZM14 181H15V180H14ZM18 181H19V180H18ZM22 181H23V180H22ZM67 181H68V180H67ZM194 181H196V180H194ZM3 182H5V181H3ZM69 182H70V181H69ZM71 182H72V181H71ZM153 182H154V181H153ZM5 183H6V182H5ZM16 183H17V182H16ZM23 183H24V182H23ZM161 183H163V181H162ZM185 183H187V181H186ZM185 183H184V184H185ZM188 183H191V184H192V182H189V181H188ZM240 183H241V181H240ZM6 184H7V183H6ZM59 184H60V183H59ZM70 184H71V183H70ZM73 184H74V183H73ZM75 184L77 185V183H75ZM149 184H150V183H149ZM184 184H183V185H184ZM23 185H24V184H23ZM27 185H28V184H27ZM29 185H30V184H29ZM35 185H36V184H35ZM39 185H40V184H39ZM39 185H38V186H39ZM47 185H48V184H47ZM53 185H54V184H53ZM63 185H64V184H63ZM151 185H152V184H151ZM186 185L188 186V184H186ZM186 185H185V186H186ZM239 185H240V184H239ZM73 186H74V185H73ZM152 186H153V185H152ZM187 186H186V187H187ZM198 186H199V185H198ZM7 187H8V185H7ZM26 187H27V186H26ZM29 187H30V186H29ZM33 187H34V186H33ZM33 187H31V188H33ZM52 187H53V186H52ZM52 187H51V188H52ZM69 187H71V186H69ZM74 187H75V186H74ZM149 187H150V186H149ZM177 187H179V186H177ZM191 187H193V186H191ZM191 187H189V188H191ZM243 187H245V186H243ZM17 188H18V187H17ZM36 188H37V185H36ZM36 188H35V189H36ZM53 188H54V187H53ZM6 189H7V188H6ZM19 189H20V188H19ZM27 189L29 190L30 188H27ZM35 189H34V190H35ZM68 189H69V188H68ZM70 189H71V188H70ZM70 189H69V191H70ZM181 189H182V188H181ZM191 189H192V188H191ZM194 189H195V188H194ZM4 190H5V189H4ZM30 190L32 191V189H30ZM42 190H43V189H42ZM51 190H52V189H51ZM51 190H50V191H51ZM54 190H55V188H54ZM179 190H180V189H179ZM182 190H183V189H182ZM182 190H181V191H182ZM185 190H186V189H185ZM1 191H2V190H1ZM6 191H8V190H6ZM6 191H5V192L3 191V192L6 193ZM36 191H37V190H36ZM38 191H39V190H38ZM43 191H45V190H43ZM48 191H49V190H48ZM56 191H57V190H56ZM56 191H55V192H56ZM60 191H61V190H60ZM72 191H74V190H72ZM183 191H184V190H183ZM183 191H182L183 194L186 193V192H183ZM14 192H15V191H13V193H14ZM70 192H71V191H70ZM191 192H193V191L191 190ZM194 192H195V191H194ZM194 192H193V193H194ZM19 193H20V192H19ZM29 193H30V192H29ZM33 193H34V192H33ZM52 193H53V192H52ZM60 193H61V192H60ZM65 193H66V192H65ZM65 193H64L63 195H66ZM74 193H75V192H74ZM74 193H72V194H74ZM77 193H78V192H77ZM0 194H1V192H0ZM17 194H18V192H17ZM30 194H31V193H30ZM47 194H48V193H47ZM58 194H59V193H58ZM61 194H62V193H61ZM67 194H68V193H67ZM189 194H190V193H189ZM2 195H3V194H2ZM2 195H1V196H2ZM7 195H8V194H7ZM11 195H12V194H11ZM27 195H28V194H27ZM37 195H38V194H37ZM48 195H49V194H48ZM52 195H53V194H52ZM55 195H57V192H56ZM55 195H54V196H55ZM63 195H62V197H63ZM185 195H187V194H185ZM4 196H5V195H4ZM20 196H21V195H20ZM31 196H32V195H31ZM189 196H191V195H189ZM192 196H194V195H192ZM243 196H244V195H243ZM45 197H46V196H45ZM60 197H61V196H60ZM60 197L58 196V198H60ZM65 197H67V196H65ZM225 197H226V196H225ZM34 198H35V196H34ZM51 198H52V197H51ZM58 198H57V200H58ZM67 198H68V197H67ZM70 198H71V197H70ZM108 198H109V197H108ZM239 198H240V197H239ZM0 199H1V198H0ZM9 199H10V198H9ZM15 199H16V198H15ZM17 199H19V197H18ZM54 199H55V197H54ZM61 199H62V198H61ZM71 199H72V198H71ZM74 199H75V196H74ZM77 199H78V198H77ZM143 199H144V198H143ZM148 199H149V198H148ZM245 199H246V198H245ZM7 200H8V199H7ZM11 200H13V199L11 198ZM48 200H49V199H48ZM50 200H51V199H50ZM62 200H63V199H62ZM65 200H66V201H65ZM65 200H64V201L67 202V199H65ZM68 200L70 201V199H68ZM105 200H106V199H105ZM105 200H104V201H105ZM137 200H138V199H137ZM149 200H150V199H149ZM236 200H237V199H236ZM14 201H15V200H14ZM16 201H17V200H16ZM52 201H53V198H52ZM52 201H51V202H52ZM58 201H59V200H58ZM60 201H61V200H60ZM60 201H59V202H60ZM64 201H63V203H64ZM141 201H142V200H141ZM147 201H148V200H147ZM18 202H19V200H18ZM74 202H75V201H74ZM76 202H77V201H76ZM76 202H75V203H76ZM79 202H80V201H79ZM105 202L107 203V202H109V200H108V201L106 200ZM117 202H118V201H117ZM133 202H134V201H133ZM10 203H11V202H10ZM16 203H17V202H16ZM19 203H22V201L19 202ZM19 203H18V204H19ZM53 203H55V201H54ZM61 203H62V202H61ZM63 203H62V204H63ZM71 203H73V202H71ZM75 203H74V204H75ZM103 203H104V202H103ZM131 203H132V202H131ZM137 203H138V202H137ZM137 203H135V204H137ZM139 203H141V202H139ZM228 203H229V202H228ZM18 204H17V205H18ZM22 204H23V203H22ZM22 204H21V205H22ZM74 204H73V205H74ZM107 204H109V203H107ZM119 204H120V203H119ZM129 204H130V203H129ZM132 204H133V203H132ZM147 204H148V203H147ZM244 204H245V203H244ZM24 205H25V204H24ZM53 205H55V204H53ZM59 205H60V204H59ZM70 205H72V204H70ZM110 205H111V203H110ZM130 205H131V204H130ZM9 206H12V205H9ZM56 206H58V205H56ZM64 206H65V204H64ZM66 206H69V204L66 203ZM84 206H85V205H84ZM127 206H129V205H127ZM140 206H141V205H140ZM7 207H8V205H7ZM20 207H21V206H20ZM53 207H54V206H53ZM53 207H52V208H53ZM71 207H72V206H71ZM81 207L83 208V206H81ZM86 207H87V206H86ZM110 207H111V206H110ZM112 207H113V206H112ZM125 207H126V206H125ZM131 207H132V205H131ZM135 207H136V206H135ZM146 207H148V206H146ZM8 208L10 209V207H8ZM21 208H22V207H21ZM61 208H63V206H62ZM114 208H115V206H114ZM114 208H113V209H114ZM117 208H118V207H117ZM122 208H123V207H122ZM122 208H121V209H122ZM9 209H7V210L10 211L11 209H10V210H9ZM14 209H15V208H14ZM18 209H19V208H18ZM56 209H57V208H56ZM56 209H55V210H56ZM58 209H59V208H58ZM118 209H119V208H118ZM133 209H134V207H133ZM15 210H17V209H15ZM21 210H22V209H21ZM21 210H20V211H21ZM52 210H53V209H52ZM59 210H60V209H59ZM61 210H62V209H61ZM78 210H79V209H78ZM131 210H132V208H131ZM140 210H141V209H140ZM140 210H139V211H140ZM163 210H164V209H163ZM23 211H24V209H23ZM26 211H27V210H26ZM47 211H49V210L47 209ZM50 211H51V210H50ZM50 211H49V213H50ZM63 211H65V210H63ZM63 211H62V212H63ZM66 211H67V210H66ZM72 211H73V210H72ZM74 211H75V210H74ZM108 211H110V210H108ZM108 211H107V212H108ZM113 211H114V210H113ZM123 211H124V210H123ZM128 211H129V210H128ZM133 211H135V209H134ZM1 212H2V211H1ZM11 212H13V211L11 210ZM28 212H29V211H28ZM53 212H54V211H53ZM130 212H132V211H129V213H130ZM141 212H142V211H141ZM24 213H25V212H24ZM135 213H137V212L135 211ZM3 214H4V213H3ZM7 214H8V213H7ZM11 214H13V213H11ZM18 214H19V213H18ZM47 214H48V213H47ZM66 214H67V213H66ZM75 214H76V213H75ZM75 214H73V215H75ZM107 214H108V213H107ZM110 214H111V212H110ZM112 214H113V213H112ZM112 214H111V215H112ZM127 214H128V212H127ZM132 214H133V213H132ZM144 214H145V213H144ZM144 214H143V215H144ZM15 215H16V214H15ZM20 215H21V214H20ZM31 215H32V213H31ZM34 215H35V213L33 214V216H34ZM48 215H51V214H48ZM48 215H47V217H48ZM59 215H60V214H59ZM73 215H71V216H73ZM119 215H121V214H119ZM122 215H123V213H122ZM136 215H137V214H136ZM148 215H149V214H148ZM2 216H3V215H2ZM33 216H31V217H33ZM35 216H36V215H35ZM65 216H67V215H65ZM75 216H77V215H75ZM108 216H109V214H108ZM129 216H130V215H129ZM137 216H138V215H137ZM137 216H136V217H137ZM157 216H158V215H157ZM174 216H175V215H174ZM4 217H5V216H4ZM43 217H44V216H43ZM53 217H54V216H53ZM125 217H126V216H125ZM134 217H135V216H134ZM153 217H155V215H154ZM176 217H181V216H176ZM39 218H40V217H39ZM48 218H49V217H48ZM62 218H64V217H62ZM151 218H152V217H151ZM34 219H36V218H34ZM44 219H45V218H44ZM64 219L66 220V218H64ZM64 219H63V220H64ZM68 219H69V216H68ZM68 219H67V220H68ZM124 219H126V218H124ZM169 219H170V218H169ZM180 219H182V218H179V220H180ZM0 220H1V218H0ZM58 220H59V219H58ZM74 220H75V218H74ZM153 220H154V219H153ZM177 220H178V218H177ZM183 220H184V219H183ZM210 220H211V219H210ZM37 221H38V220H37ZM37 221H36V222H37ZM41 221H42V220H41ZM43 221H44V220H43ZM71 221H72V220H71ZM76 221H77V220H76ZM154 221H155L154 223H156V220H154ZM180 221H182V220H180ZM205 221H207V220H205ZM205 221H204V222H205ZM48 222H49V221H48ZM48 222H47V223H48ZM57 222H58V221H57ZM59 222H60V220H59ZM59 222H58V223H59ZM73 222H75V221H73ZM178 222H179V221H178ZM185 222H187V221H185ZM213 222H214V221H213ZM50 223H51V222H50ZM172 223H173V222H172ZM205 223H208V221L205 222ZM40 224H42V223H40ZM67 224H68V223H67ZM73 224H74V223H73ZM146 224H147V223H146ZM146 224H145V225H146ZM149 224H150V223H149ZM170 224H171V223H170ZM170 224H169V225H170ZM176 224H177V223H176ZM176 224H175V222H174V225H176ZM182 224H183V223H182ZM182 224H181V225H182ZM184 224H185V223H184ZM186 224H187V223H186ZM200 224H201V223H200ZM200 224H199V225H200ZM209 224H210V223H209ZM49 225H50V224H49ZM174 225H173V226H174ZM178 225H179V224H178ZM195 225H196V224H195ZM201 225H202V224H201ZM203 225H204V224H203ZM206 225H208V224H206ZM206 225H205V226H206ZM42 226H43V225H42ZM61 226H62V225H61ZM73 226H74V225H73ZM166 226H167V225H166ZM183 226H184V225H183ZM183 226H182V227H183ZM186 226H187V225H186ZM43 227H44V226H43ZM56 227H57V226H56ZM130 227H131V226H130ZM156 227H157V226H156ZM156 227H155V228H156ZM167 227H169V226H167ZM175 227H178V226L176 225ZM179 227H180V225H179ZM187 227H188V226H187ZM200 227H201V226H200ZM59 228H60V227H59ZM73 228H74V227H73ZM73 228H72V229H73ZM141 228H142V227H141ZM141 228H139V229H141ZM153 228H154V227H153ZM158 228H159V227H158ZM171 228H172V227H171ZM191 228H193V227H191ZM203 228H205V227H203ZM203 228H201V229H203ZM207 228H208V230H210L209 227H207ZM46 229H47V228H46ZM49 229H50V228H48V230H49ZM61 229H62V228H61ZM143 229H144V228H143ZM147 229H149V226H148ZM172 229H173V228H172ZM185 229H186V228H185ZM198 229H199V228H198ZM201 229H200V230H201ZM13 230L15 231V229H13ZM67 230H68V229H67ZM74 230H75V229H74ZM129 230H130V228H129ZM150 230H151V229H150ZM159 230H160V229H159ZM159 230H158V231H159ZM161 230H162V229H161ZM169 230H170V229H169ZM175 230H176V229H175ZM175 230H174V231H175ZM183 230H184V228H183ZM190 230H191V229H190ZM190 230H189V232H190ZM213 230H214V229H213ZM213 230H210V231H213ZM50 231H51V229H50ZM50 231H49V232H50ZM167 231H168V230H167ZM174 231H173V232H174ZM220 231H222V230H220ZM220 231H219V232H220ZM12 232H13V231H12ZM15 232H16V231H15ZM17 232H18V231H17ZM47 232H48V231H47ZM49 232H48V233H49ZM57 232H58V231H57ZM59 232H60V231H59ZM66 232H68V231H66ZM69 232H70V231H69ZM72 232H73V231H72ZM138 232H139V231H138ZM156 232H157V231H156ZM173 232H172V233H173ZM176 232H177V231H176ZM176 232H175V233H176ZM205 232H206V231H205ZM207 232H208V231H207ZM213 232H214V231H213ZM213 232H211V233H213ZM215 232H216V231H215ZM215 232H214V233H215ZM223 232H224V231H223ZM135 233H136V232H135ZM143 233L145 234V232H143ZM146 233H147V231H146ZM175 233H174V234H175ZM181 233H182V231H181ZM190 233H191V232H190ZM193 233H194V232H193ZM231 233H232V232H231ZM231 233H230V234H231ZM9 234H10V232H9ZM50 234H51V233H50ZM125 234H126V233H125ZM139 234H141V233H139ZM139 234H138V235H139ZM150 234H151V233H150ZM155 234H156V233H155ZM191 234H192V233H191ZM218 234H220V233H218ZM7 235H8V234H7ZM56 235H57V234H56ZM121 235H124V234H121ZM121 235H120V236H121ZM147 235H148V234H147ZM152 235H153V233H152ZM167 235H168V234H167ZM181 235H182V234H181ZM224 235H225V234H224ZM231 235H232V234H231ZM233 235H234V234H233ZM64 236H65V235H64ZM68 236H69V235H68ZM112 236H113V235H112ZM116 236H117V235H116ZM116 236H115V237H116ZM127 236H128V235H127ZM133 236H134V235H133ZM170 236H171V235H170ZM170 236H168V237H170ZM228 236H229V235H228ZM1 237H2V236H1ZM8 237H9V236H8ZM129 237H131V236H129ZM140 237H142V235H141ZM145 237H147V236H145ZM148 237H149V236H148ZM159 237H160V236H159ZM159 237H158V238H159ZM5 238H6V237H5ZM137 238H138V237H137ZM142 238H143V237H142ZM215 238H216V237H215ZM218 238H219V236H218ZM218 238H217V239H218ZM226 238H227V237H226ZM233 238H234V237H233ZM118 239H119V238H118ZM128 239H129V238H128ZM130 239H131V238H130ZM153 239H155V238L153 237ZM159 239H160V238H159ZM168 239H170V238H168ZM219 239H220V238H219ZM221 239H223V238H221ZM224 239H225V238H224ZM228 239H229V238H228ZM114 240H115V238H114ZM120 240H121V239H120ZM131 240H132V239H131ZM163 240H164V239H163ZM170 240H171V239H170ZM176 240H178V239H176ZM179 240H180V239H179ZM215 240H216V239H215ZM226 240H227V239H226ZM226 240H225V241H226ZM229 240H230V239H229ZM2 241H3V240H2ZM5 241H6V240H5ZM123 241H124V239L122 240V242H123ZM127 241H128V240H127ZM127 241H126V242H127ZM156 241H157V240H156ZM156 241H155V242H156ZM181 241H182V240H181ZM217 241H218V240H217ZM220 241H221V240H220ZM230 241H232V240H230ZM6 242H7V241H6ZM113 242H114V241H113ZM115 242H116V241H115ZM135 242H136V241H135ZM142 242H143V241H142ZM153 242H154V241H153ZM155 242H154V243H155ZM159 242H160V241H159ZM165 242H166V241H165ZM165 242H164V247L167 246V244L165 245ZM167 242H168V240H167ZM10 243H11V242H10ZM128 243H129V242H128ZM157 243H158V242H157ZM168 243H170V242H168ZM172 243H173V242H172ZM175 243H176V242H175ZM218 243H219V241H218ZM116 244H117V243H116ZM125 244H127V243H125ZM216 244H217V243H216ZM221 244H222V243H221ZM225 244H226V243H225ZM3 245H4V244H3ZM3 245H0V246L2 247ZM9 245H11V244H9ZM121 245H122V244H121ZM141 245H142V244H141ZM160 245H161V244H160ZM133 246H134V245H133ZM177 246H178L179 248L182 247V246L180 247L179 245H177ZM218 246H220V245L218 244ZM9 247H10V246H9ZM120 247H121V246H120ZM123 247H124V246H123ZM123 247H122V248H123ZM143 247H145V246H143ZM173 247H174V246H173ZM3 248H4V247H3ZM3 248H1V249H3ZM6 248H8V247H6ZM132 248H133V247H132ZM174 248H175V247H174ZM1 249H0V250H1ZM133 249H134V248H133ZM165 249L168 250L169 248H165ZM170 249H171V248H170ZM172 249H173V248H172ZM130 250H132V249H130ZM167 250H166L165 252H169V250H168V251H167ZM176 250H177V248H176ZM176 250H175V252H176ZM182 250H183V249H182ZM1 251H2V250H1ZM3 251H4V249H3ZM7 251H8V250H7ZM7 251H6V252H7ZM132 251H133V250H132ZM132 251H131V252H132ZM161 251H163V250H161ZM178 251H179V250H178ZM4 252H5V251H4ZM124 252H125V250H124ZM159 252H160V251H159ZM180 252H181V251H180ZM2 253H3V252H2ZM80 253H81V252H80ZM132 253H133V252H132ZM162 253H163V252H162ZM177 253H178V252H177ZM133 254H134V253H133ZM163 254H164V253H163ZM165 254H166V253H165ZM175 254H176V253H175ZM2 255H4V254H2ZM9 255H10V254H9ZM11 255H12V254H11ZM11 255H10V256H11ZM130 255H131V254H130ZM130 255H129V256H130ZM170 255H171V254H170ZM7 256H8V255H7ZM88 256H89V255H88ZM167 256H168V255H167ZM167 256H166V257H167ZM16 257H17V256H16ZM127 257H128V256H127ZM12 258L14 259L15 257H12ZM12 258H11V259H12ZM18 258H19V257H18ZM130 258H131V257H129V260H130ZM173 258H174V257H173ZM173 258H172V255H171L170 260L173 259ZM4 259H5V258H4ZM8 259H9V261H10V257H9ZM64 259H65V258H64ZM15 260H16V259H15ZM15 260H14V261H15ZM9 261H8V262H9ZM70 261H71V260H70ZM121 261H122V259H121ZM121 261H120V262H121ZM214 261H215V260H214ZM15 262H20V261H15ZM59 262H60V261H59ZM206 262H207V261H206ZM209 262H210V261H209ZM253 262H254V261H253ZM255 262H256V261H255ZM9 263H10V262H9ZM69 263L71 264V262H69ZM69 263H68V264H69ZM122 263L124 264V262H122ZM127 263H128V262H127ZM2 264H3V263H2ZM4 264H5V263H4ZM10 264H13V262L10 263ZM16 264H17V263H16ZM18 264H19V263H18ZM130 264H132V263H130ZM133 264H134V263H133ZM138 264H139V263H138ZM149 264H150V263H149ZM219 264H221V263H219Z\"/></svg>",
	"mask_w": 264,
	"mask_h": 264
},
{
	"label": "snow or ice",
	"instance_id": "obj_3",
	"mask_svg": "<svg viewBox=\"0 0 264 264\" xmlns=\"http://www.w3.org/2000/svg\"><path fill=\"white\" fill-rule=\"evenodd\" d=\"M52 2L55 3V0H52ZM191 2H192V0H189V3H191Z\"/></svg>",
	"mask_w": 264,
	"mask_h": 264
}]
</instances>
